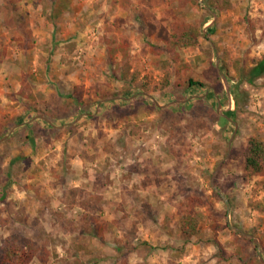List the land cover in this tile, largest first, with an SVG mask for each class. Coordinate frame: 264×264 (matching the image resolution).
Listing matches in <instances>:
<instances>
[{
	"label": "rangeland",
	"instance_id": "374dc122",
	"mask_svg": "<svg viewBox=\"0 0 264 264\" xmlns=\"http://www.w3.org/2000/svg\"><path fill=\"white\" fill-rule=\"evenodd\" d=\"M263 55L264 0H0V264H264Z\"/></svg>",
	"mask_w": 264,
	"mask_h": 264
},
{
	"label": "trees",
	"instance_id": "16d2710c",
	"mask_svg": "<svg viewBox=\"0 0 264 264\" xmlns=\"http://www.w3.org/2000/svg\"><path fill=\"white\" fill-rule=\"evenodd\" d=\"M210 30V29H209ZM203 35L202 31L196 27H186L182 30H178L171 35V43L176 48H185L195 46L199 43V38ZM264 76V55L251 67L239 69V79L241 81L253 84L257 79ZM190 85L203 84L201 82L190 79ZM171 84V74L169 71L164 78L162 87H166ZM239 85H232V92L235 94V101L237 106L240 105L242 98V91L239 90ZM74 101L80 106H83L82 101L79 98H74ZM228 117L222 116L219 123L220 127H225L230 122V119L235 117L236 111L229 110L225 113ZM21 124V122L17 123ZM21 157L18 155L11 160V164H14L17 159ZM245 168L251 175L264 173V140L258 137H251L248 141L247 149L245 151ZM2 200L6 199L4 193L1 197ZM181 230L186 235H195L198 233V222L191 216L182 221ZM236 231V230H235ZM244 238H249L247 235L236 231ZM250 239V238H249ZM37 256V246L34 241L27 240L21 242L20 239L8 238L5 243L3 258L1 264H30L32 260ZM257 264H263L260 259L255 258ZM253 259V260H255ZM252 260V261H253Z\"/></svg>",
	"mask_w": 264,
	"mask_h": 264
},
{
	"label": "water",
	"instance_id": "95a60500",
	"mask_svg": "<svg viewBox=\"0 0 264 264\" xmlns=\"http://www.w3.org/2000/svg\"><path fill=\"white\" fill-rule=\"evenodd\" d=\"M226 117H228L226 114H225ZM236 126H238V124L236 123ZM237 131V128L235 129V132ZM223 163H220L219 167L217 168V170L222 166Z\"/></svg>",
	"mask_w": 264,
	"mask_h": 264
}]
</instances>
